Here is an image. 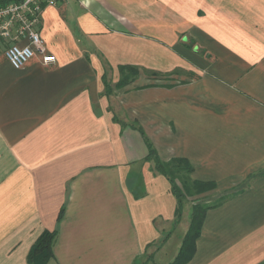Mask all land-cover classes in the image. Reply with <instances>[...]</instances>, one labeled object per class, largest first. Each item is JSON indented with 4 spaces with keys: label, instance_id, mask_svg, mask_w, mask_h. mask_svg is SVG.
<instances>
[{
    "label": "crops",
    "instance_id": "0c3cea01",
    "mask_svg": "<svg viewBox=\"0 0 264 264\" xmlns=\"http://www.w3.org/2000/svg\"><path fill=\"white\" fill-rule=\"evenodd\" d=\"M39 33L54 63L0 55V264H29L45 230V264H170L149 145L226 196L185 264H264V0H57ZM120 65L138 74L117 86Z\"/></svg>",
    "mask_w": 264,
    "mask_h": 264
},
{
    "label": "trees",
    "instance_id": "16d2710c",
    "mask_svg": "<svg viewBox=\"0 0 264 264\" xmlns=\"http://www.w3.org/2000/svg\"><path fill=\"white\" fill-rule=\"evenodd\" d=\"M9 0H0V4ZM120 80L116 84L129 83L138 74V67L132 65H120ZM112 90L108 84V91ZM146 160L152 164L151 169L154 172L160 173L170 182L171 193L176 199V218L182 212V205L189 196L201 194L210 191L216 187L213 181H202L191 178L193 167L186 158L174 157L167 161L161 160L154 148L149 145ZM223 196L219 201L206 203L204 201L193 203L189 216V225L185 236L182 239L180 248L175 258L170 264H185L194 254L195 242L198 238L201 226L207 209L224 200ZM56 236L55 230L43 231L28 253L29 264H45L53 255V243Z\"/></svg>",
    "mask_w": 264,
    "mask_h": 264
},
{
    "label": "built area",
    "instance_id": "2783aa9c",
    "mask_svg": "<svg viewBox=\"0 0 264 264\" xmlns=\"http://www.w3.org/2000/svg\"><path fill=\"white\" fill-rule=\"evenodd\" d=\"M57 0H9L0 4V55L14 68L36 57L43 66L56 61L40 36L44 7Z\"/></svg>",
    "mask_w": 264,
    "mask_h": 264
},
{
    "label": "rangeland",
    "instance_id": "374dc122",
    "mask_svg": "<svg viewBox=\"0 0 264 264\" xmlns=\"http://www.w3.org/2000/svg\"><path fill=\"white\" fill-rule=\"evenodd\" d=\"M204 193H201V194H204ZM201 194L189 196L187 198V200L183 203V205H182V212L183 213L181 212L180 215L177 216V220H176L177 221L176 224L180 225L178 228H176V234L175 235H177V236H173L172 239H181V238H183L182 235L185 232L186 227L189 225V216H190L191 207H192L193 204L191 205L188 201H190L192 203H197V202H202V201H204L206 203L213 202L212 200H210L209 198H207L205 196L201 197L200 196ZM179 234L181 235V237L179 236Z\"/></svg>",
    "mask_w": 264,
    "mask_h": 264
}]
</instances>
